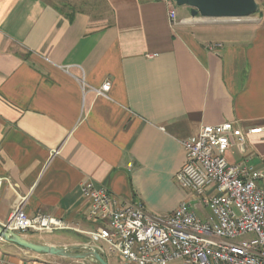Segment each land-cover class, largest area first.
Returning a JSON list of instances; mask_svg holds the SVG:
<instances>
[{"label": "crops", "instance_id": "0c3cea01", "mask_svg": "<svg viewBox=\"0 0 264 264\" xmlns=\"http://www.w3.org/2000/svg\"><path fill=\"white\" fill-rule=\"evenodd\" d=\"M256 1L259 22L230 25L173 0H0V225L23 202L29 217L74 228L22 234L28 241L85 246L82 232L95 229L87 179L154 215L197 204L176 180L180 141L225 122L264 126V0ZM247 140L251 163L264 167V133ZM228 159L243 155L234 148ZM89 261L0 241V264Z\"/></svg>", "mask_w": 264, "mask_h": 264}, {"label": "built area", "instance_id": "2783aa9c", "mask_svg": "<svg viewBox=\"0 0 264 264\" xmlns=\"http://www.w3.org/2000/svg\"><path fill=\"white\" fill-rule=\"evenodd\" d=\"M169 16L175 24L174 7ZM111 87L108 81L98 93L105 95ZM263 133L264 126L225 122L203 126L197 136L181 140L186 160L176 180L197 204L185 201L169 215L150 214L142 203H122L87 179L81 191L95 229L82 232L89 238L85 247L124 264H264V167L251 163L247 140ZM234 148L243 160L230 163ZM201 207L211 214L200 217ZM3 227L20 235L74 230L48 214L29 217L23 202Z\"/></svg>", "mask_w": 264, "mask_h": 264}, {"label": "water", "instance_id": "95a60500", "mask_svg": "<svg viewBox=\"0 0 264 264\" xmlns=\"http://www.w3.org/2000/svg\"><path fill=\"white\" fill-rule=\"evenodd\" d=\"M177 7L189 8L193 17L206 19H246L259 12L256 0H173ZM0 239L23 249L51 256L72 259H92L98 264H109L94 248L85 246L55 247L36 244L22 235L8 231L0 225ZM85 251V252H84Z\"/></svg>", "mask_w": 264, "mask_h": 264}, {"label": "rangeland", "instance_id": "374dc122", "mask_svg": "<svg viewBox=\"0 0 264 264\" xmlns=\"http://www.w3.org/2000/svg\"><path fill=\"white\" fill-rule=\"evenodd\" d=\"M48 3H59L60 5V2L61 0H46ZM65 1H69V0H65ZM259 13L258 12L256 15L250 17V18H247V19H224V20H212V22H224L225 24H233V25H236V24H245V23H252V22H259L260 21V16H259ZM253 148L250 146V144L248 143V152L250 153ZM252 154V153H250ZM208 214L210 215L211 212L209 210H207ZM199 216L203 218L202 216V212H198ZM92 261H89V264H98L96 261H94L95 263H90ZM111 263V261H110ZM172 264H178V262H175V263H172Z\"/></svg>", "mask_w": 264, "mask_h": 264}]
</instances>
